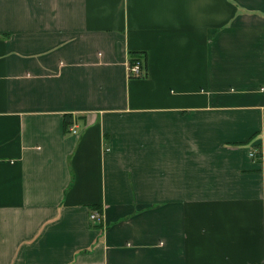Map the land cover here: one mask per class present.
Masks as SVG:
<instances>
[{
    "label": "crops",
    "instance_id": "1",
    "mask_svg": "<svg viewBox=\"0 0 264 264\" xmlns=\"http://www.w3.org/2000/svg\"><path fill=\"white\" fill-rule=\"evenodd\" d=\"M0 264H264V0H0Z\"/></svg>",
    "mask_w": 264,
    "mask_h": 264
},
{
    "label": "built area",
    "instance_id": "2",
    "mask_svg": "<svg viewBox=\"0 0 264 264\" xmlns=\"http://www.w3.org/2000/svg\"><path fill=\"white\" fill-rule=\"evenodd\" d=\"M129 75L130 77H141L143 76L142 63L140 61H136L133 64L129 65ZM76 123H73L72 126L69 127V133L76 134L78 132ZM100 215V212H94L91 214V219L96 220Z\"/></svg>",
    "mask_w": 264,
    "mask_h": 264
},
{
    "label": "trees",
    "instance_id": "3",
    "mask_svg": "<svg viewBox=\"0 0 264 264\" xmlns=\"http://www.w3.org/2000/svg\"><path fill=\"white\" fill-rule=\"evenodd\" d=\"M137 59V58H136ZM134 60H132L131 61V63L133 62ZM71 125V120L70 119H68V120H66V128L68 129V127ZM98 212H100V211H98Z\"/></svg>",
    "mask_w": 264,
    "mask_h": 264
}]
</instances>
